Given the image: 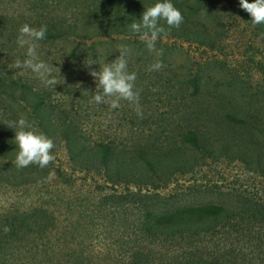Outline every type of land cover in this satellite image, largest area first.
Segmentation results:
<instances>
[{"label": "rangeland", "instance_id": "374dc122", "mask_svg": "<svg viewBox=\"0 0 264 264\" xmlns=\"http://www.w3.org/2000/svg\"><path fill=\"white\" fill-rule=\"evenodd\" d=\"M91 2L94 5L89 8ZM100 2L0 0V57L9 47L16 46L13 33L21 28L23 21L32 27L37 22L41 25L44 20H52L53 14L60 16L70 11L76 17L89 14L93 24L96 4L108 11L119 4L124 12L130 13L127 10L132 9L131 12H137L141 16L147 7L162 0H107L102 5ZM246 2L252 3L254 0ZM171 3L181 11L184 22L177 30H168L165 22L160 21L169 32L167 38L156 43L158 50L163 49V55L157 56L149 52L145 43L136 35L124 33L106 38L104 34L101 38L83 39L92 46L90 54H86L87 60H94L92 56L99 53L111 54L126 47L129 50V63L138 62L135 64L141 67V71L136 73L142 78L145 88L151 89L153 93L156 90L163 93L160 95L161 102L157 103L155 95L148 104L151 107L158 104L161 113L173 115L177 123L187 128L198 125L199 129L207 132L210 121H216L214 128L219 130L220 117L235 110L238 105L263 107L264 101L250 96L257 97L260 92H264V24L254 25L251 16L240 7L239 0H171ZM35 17L38 20H34ZM15 22H21L22 25H14ZM110 22L112 27L120 23L116 19H110ZM131 23L133 22L126 21L124 25L130 29ZM182 30L183 37L179 34ZM70 41H60L58 44L69 49L73 44ZM14 49H19V46ZM82 49L78 53H83ZM24 50H19L18 57L24 54ZM38 52L40 54L41 49ZM6 58L10 56L7 55ZM15 59L14 55L11 61ZM157 60L163 63V69L149 72L148 67ZM2 64L3 61L0 60V167L13 180L0 183L1 222L30 220L29 225L23 224V230L27 233L45 232L69 238L75 229L76 240L62 246L60 255L70 258L76 251L86 250V254L94 253L102 264H114L120 261L122 251L128 247L126 242L130 240L132 243L131 237H135L137 224L135 212L124 210L120 203L109 199L112 193L120 196L127 190L137 194L139 192L150 199L160 213L189 206L219 204L231 207L238 221L234 231L229 229V237L223 235L228 239L226 244L229 245L227 255L230 257V264H264V174L260 170L250 171L236 160L229 162L218 157L215 160L208 157L203 159L204 154L201 151H194L178 141V158H182V163L171 167L172 174L164 173L163 165L165 162L174 164L176 159L171 158L168 151L170 147L164 146L157 151L161 158L154 159L156 170L146 169L142 163L139 165L140 169L134 171L136 175L145 178L153 173V179H134L128 184V188L122 182L113 185L114 188L103 183V174L106 171L102 170L101 174L97 172V162L87 164L86 170L75 169L61 146L52 151L55 160L46 168L41 169L35 164L17 168L15 132L7 124L23 114L37 132L44 134L37 118L42 117L46 108L33 89L24 90L19 83L21 81L4 71ZM164 84H169L172 90L183 93L172 92L169 95L158 89ZM128 108H123L121 113L124 114ZM193 109L199 113L208 112L206 115L210 119L183 117L184 111ZM117 113L119 114L118 111ZM136 120L149 122L145 119ZM100 121L103 128L107 126L113 129L108 133L111 135L109 139H124L121 141L130 145L132 136L115 128L118 121L115 113L100 117ZM202 135L206 139L212 137L207 133ZM258 139L262 141V137ZM161 140L159 137L158 142ZM134 141L139 140L134 137ZM97 157L99 153L96 154ZM121 179L119 174L114 181ZM26 216L33 218L32 224L31 219H26ZM42 217L48 221L42 223ZM30 229L34 232H30ZM235 230L237 236L235 235L234 241L232 233ZM218 231V227L209 230L207 235L197 238L196 244L195 239H189L188 243L195 252L193 254L204 255L203 248H207L208 255L211 250H217L221 246L219 240L222 239ZM165 237L169 242L156 247L157 256L166 261L169 259L171 264H189L187 255L190 252L187 250L186 258H180L183 251L175 243L174 240L177 239H173L171 234L161 235L159 239ZM68 241L69 239L66 242ZM60 245L63 244L60 242Z\"/></svg>", "mask_w": 264, "mask_h": 264}, {"label": "trees", "instance_id": "16d2710c", "mask_svg": "<svg viewBox=\"0 0 264 264\" xmlns=\"http://www.w3.org/2000/svg\"><path fill=\"white\" fill-rule=\"evenodd\" d=\"M99 1H101V5L107 2V0ZM89 5L90 8L94 4L91 2ZM99 5L96 4L94 8L96 16L93 24L90 22L89 14L76 17L74 12L66 11L60 16L53 14L52 20H44L45 22L41 25L37 22V25L32 26L37 29L47 26L45 39L40 42L39 49L42 51L40 58L51 63L52 67H59V74L63 78V80L60 79V84L54 86L53 90L45 87L30 72L15 69V61H23L27 58L26 50H24L26 48L19 47L15 50L14 48L18 47L16 44L1 53L2 69L21 81L19 83L24 90L32 91L33 89L42 103H45L46 110L42 109V117L37 120L44 130V134L53 140L55 145L53 150L56 151L58 146H61L66 151L68 160L79 171L86 170L87 164L97 162L99 164L97 172L101 174L102 170L106 171L103 174V183L110 184L112 188L118 182H122L128 188V184L134 179L137 181L140 179L152 180L153 173L145 178L136 175L134 171L140 169L139 165L142 163L145 164L146 169L156 170L154 159L161 158L157 151L164 146L170 147L168 151L171 158L176 159L174 164L165 162L163 165L164 173L172 174L171 167H177L176 164L182 163V158H178L179 147L176 145L178 141L190 146L194 151H201L204 154L203 159L208 157L215 160L218 157L229 162L236 160L248 170H260L264 174V106L238 105L235 110L220 117L219 130L214 128L216 121H210L207 132H204V129H199L198 125L187 128L183 124L177 123L173 119V115L167 112L161 113L158 104H155V107L148 104L155 95L157 103L161 102L160 95L163 93L157 90L153 93L151 89H146L139 75H137L136 87L141 90L140 111L142 116H138L135 113L137 111L135 107L126 101H121V106L118 109H111L108 104L97 105L93 102L96 81L89 73L98 71L105 62H111L117 58L119 50L113 51L111 54L107 52L93 54L96 55L92 56L94 59L92 61L95 64L86 66L85 64L88 62L86 54H90L92 46L83 39L101 38L104 34L107 36L106 38L124 33L132 34L124 22H135L141 18L137 12H131L132 9L127 10L130 13L124 12L119 4H116V8L111 11L102 9ZM110 19L119 20L120 23L112 27ZM34 20L38 19L35 17ZM21 22H15L14 25H22ZM175 29L177 30V28ZM181 32L179 34L183 37L184 31ZM18 35L19 29L13 33L16 41ZM69 40L73 43L69 49L58 44L60 41L68 42ZM81 48L84 52L78 53ZM19 50H24V54L18 57ZM106 54L109 55L106 56ZM7 55L10 58H6ZM14 55L16 59L11 61ZM135 63L128 64L129 72L141 71L140 65ZM158 89L169 95L172 92L183 93L172 90L169 84H164ZM250 97L264 101V92H260L257 97L254 95ZM126 107H129L127 111L124 114L121 113V110ZM114 113L118 117L115 128L121 133L124 132L126 135L132 136L129 140L131 141L130 145L128 142L124 144L121 141L124 139H109L111 135L109 136L108 133H111L110 131L113 129H109L107 126L103 128L100 117ZM206 113H199L193 109L184 111L183 117L186 119L194 117L195 120L210 119ZM128 118L129 122L126 123ZM136 119H145L149 122ZM178 124L180 125L176 127ZM205 128H207L206 125ZM203 133L211 134L212 137L206 139L203 137ZM158 135L162 138L160 142H158ZM134 137L139 141H134ZM259 137H262V141L258 139ZM155 139L157 143H155ZM97 153H99V157L96 158ZM119 174L122 179L114 181L116 175ZM11 180H13L12 176L2 171L0 167V183H9ZM144 180L142 182H149ZM109 199L120 203L124 210L135 212L137 224L135 237H131L132 243L130 240L126 242L128 247L122 251V255L119 257L120 261L114 264H171L168 258L166 261L158 257L156 249L157 246L168 244V238L159 239L161 235L166 236L167 234H171L173 239H177L174 241L183 251L180 258H186L187 250L190 252L187 255L190 259L189 264H230L231 260L227 255L229 245L226 244L228 239L223 235L229 237V229L234 231V227L238 224L235 212L231 207L204 204L160 213L153 202L139 192L137 194L127 190L120 196H115L112 193L109 195ZM25 218L31 219L32 224V217L26 216ZM14 221H0V264H31L34 261H37L36 264H102L94 253L86 254V250L76 251L70 255V258L60 255L59 251L62 246L70 244L71 240H76L74 235L77 231L75 229L69 235L71 238L45 232L42 234L27 233L23 230V224L29 225L30 220ZM47 221L45 217H42V223ZM5 227L9 231L5 232ZM216 227H218V233L222 238L219 240L221 246L217 250H211L210 255H208L207 248L202 249L204 255L202 253L200 256L193 254L195 252L188 240L195 239L196 244L198 243L197 238L207 235L209 230ZM31 229L30 232H34ZM236 234L235 230V233H232L234 241ZM68 239L69 241L66 242ZM60 242L63 245H60Z\"/></svg>", "mask_w": 264, "mask_h": 264}, {"label": "clouds", "instance_id": "9594fccd", "mask_svg": "<svg viewBox=\"0 0 264 264\" xmlns=\"http://www.w3.org/2000/svg\"><path fill=\"white\" fill-rule=\"evenodd\" d=\"M239 4L251 16V22L254 25L264 24V0H254L252 3L239 0ZM138 21L129 25L130 31L145 43L149 52L161 56L163 49L158 50L156 43L162 38H167L169 32L160 24V21H164L168 29H178L184 22V16L171 3V0H162V2L147 7ZM46 33L47 26H41L38 29L28 24L21 26L16 43L19 47L26 48L27 58L23 61H15L14 67L30 72L45 87L53 90L63 78L59 74V67H52L51 63L40 58L38 49ZM128 51L126 47L121 48L117 58L111 62H105L98 71L89 73L96 81L93 102L97 105L108 104L111 109H118L121 106L120 102L126 101L135 107L138 116H142L140 111L141 90L136 87L137 73L128 70ZM93 64H95L94 61H88L85 65ZM163 67V63L157 60L147 70L155 72L162 70ZM7 127L15 132L14 141L18 149L15 157L17 168L35 164L43 169L55 160L52 152L55 147L53 140L37 132L25 115L21 114L17 120L8 122ZM4 231L7 232L9 229L5 227Z\"/></svg>", "mask_w": 264, "mask_h": 264}]
</instances>
